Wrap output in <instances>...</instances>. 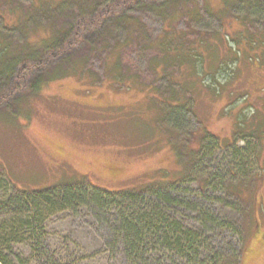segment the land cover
<instances>
[{"label": "rangeland", "instance_id": "obj_1", "mask_svg": "<svg viewBox=\"0 0 264 264\" xmlns=\"http://www.w3.org/2000/svg\"><path fill=\"white\" fill-rule=\"evenodd\" d=\"M30 1L0 0V34L8 41L23 43L21 30L7 29L3 24L17 21L11 8L25 11ZM196 1L201 11L198 19L190 21L192 29L221 31L217 18L203 8V0ZM208 3L215 6L219 0ZM231 9L237 15L249 13L250 31L263 32L264 0L243 1L242 6ZM130 12L144 22L153 37L161 32L163 21L158 14L141 8ZM185 22L186 18H180L176 25L184 27ZM113 31L118 39L125 37L123 28L116 27ZM28 32L32 41L42 36L38 29ZM259 51L262 52L259 61L251 57L239 67L233 61L228 66L223 61L217 63L216 75L221 83L213 77V80L203 79V93L199 98L196 93L194 100L186 103L188 110L170 106L167 100L151 99L157 90L162 92L158 93L161 99L169 96L171 91L166 89L171 77L158 76L149 66L151 58H160L159 51L149 50L135 41L121 50L122 66L138 78L129 87L102 77L103 51L89 56L84 66L95 76L94 85L88 76L67 74L50 81L30 100L25 98L19 112L18 106L13 108L3 103L10 102L15 94L26 96L27 84L20 79L30 78L23 75L16 82L12 79L10 87L1 90L5 96H0V168H3L0 170V233L8 232V239L4 240L7 243L0 241V249L19 250L28 264L44 262L34 253L35 247L54 254L57 264H129L114 229L111 209L105 207L100 211L94 206L79 205L55 210L45 218L40 236L33 237L29 228L21 224L25 216L29 217L30 210L14 199L23 194L20 190L34 191L77 181L116 191L182 176L170 187L171 192L189 203L177 206L172 210L174 215L196 230V224L203 222L204 209L229 223L226 227L217 224L212 229L208 224L203 232L205 243L216 253L227 256L240 249L242 237L237 228L244 220L246 240L249 238L245 264H264V252L258 255L256 239L250 234L253 225L250 212L256 211L255 215L264 220V45ZM167 71L178 74L175 66ZM171 87L177 89L178 85ZM16 101L11 106L15 107ZM237 111L242 112V117L247 114V121L242 123ZM204 130L214 136L205 141L199 139L201 146L197 147L193 134L200 138ZM251 132L258 135L242 134ZM175 145L181 148L180 153H185L180 159ZM193 149L197 153L191 164L195 165L183 169L188 150ZM252 182L258 189L251 209L246 211L250 213L248 217L242 211L244 202L237 194L229 197L227 189L232 184L238 189ZM249 193L245 190V197ZM130 207L131 212L144 213L140 203L133 202ZM158 247L153 245L152 249L157 251ZM10 259L12 264H22L18 257L12 255ZM164 260V264H194L180 256Z\"/></svg>", "mask_w": 264, "mask_h": 264}, {"label": "trees", "instance_id": "obj_2", "mask_svg": "<svg viewBox=\"0 0 264 264\" xmlns=\"http://www.w3.org/2000/svg\"><path fill=\"white\" fill-rule=\"evenodd\" d=\"M208 1H202L203 8L217 18L222 27L221 31L205 32L192 29L193 25L190 21L198 19L201 11L196 0H31L25 11L11 8L10 11L15 12L17 21L11 24H6L4 21L3 26L7 29L21 30L24 41L17 44L8 41L2 33L0 34V96H5L2 94V89L10 87L12 79L15 78L16 82L18 81L16 78L23 75L30 79L28 81L24 78L20 79L27 84V89H24L26 96L15 94L10 102L3 103L4 106L13 108L18 106L19 112L25 98L30 100L49 85L50 81L67 74L88 76L87 78L94 85L95 76L88 73L84 66L89 56L99 51L105 52L102 77L111 79L113 84L129 87L130 84L137 83L138 78L128 68L122 66L121 50L135 41L149 50L159 51L160 58L156 56L151 58L149 66L158 76L169 74L171 77L169 88L166 89V92L171 91L169 96L161 99L158 93L162 92L157 90V93H153L154 96L150 94L151 99L164 102L167 100L170 106L188 110L186 103L191 99L194 100L196 93L199 94L198 98L203 93V79L210 77L208 80L214 78L221 83L216 75L217 63L223 61L228 66V62L233 61L234 66L239 67L240 63H248L251 57L253 61H259V55L262 53L259 49L264 45V30L252 32L248 28L249 13L242 15L231 13V8L234 10L247 0H219L215 6ZM137 8L153 11L162 18V30L155 37L148 32L144 22L130 12ZM180 18H186V26L178 28L176 23ZM116 27H121L125 31L122 40L114 35L113 30ZM36 29L42 32V36L40 40L32 41L29 39L28 31ZM195 33L197 36H192ZM172 66L177 67V75H174L173 71H167V68ZM173 84H177L178 88H172ZM230 85L231 81L228 86ZM228 86L226 88H229ZM187 93L190 96L185 97ZM13 100H17L15 107L11 106ZM254 101L256 102L255 99ZM238 111L237 118L240 117L242 123L247 121L245 118L247 114L242 117V112L240 114ZM242 134L258 135L252 132ZM211 135L209 131L204 130L198 138L194 132L197 147L201 146L202 140L205 141ZM199 139H201L200 143ZM218 142L222 146L220 141ZM174 150H177L179 159L185 154L180 153L181 148L178 145H175ZM196 153L194 149L188 150L183 169L194 167L195 164L191 163ZM181 177L172 180L162 178L142 187H129L116 191L77 181L73 184L50 186L34 191L20 190L23 194L14 200L23 203L30 213L31 209L34 210L31 214L28 212L29 217L21 218L22 226L28 227L33 237L36 234L40 236L39 232L43 230L45 218L55 210L74 209L79 205L94 206L100 211L105 207L111 209V215L115 217L116 223L114 229L117 230V236L122 241V251L129 264H164L165 257L170 259L177 256L194 264L247 263L245 253L249 251V238L246 240L244 220L237 228L238 231L240 229L242 237L240 249L227 256L222 252L219 254L213 251L205 243L206 236L203 232L208 224H211L210 229H212L216 228L217 224L226 227L229 223L223 222L222 218L204 209L203 222L196 224V230L174 215L172 210L184 205L185 202L189 203L186 199H182L181 195H173L171 192L170 187ZM232 185L227 189V195L230 197L237 194V198L244 202L243 213L248 217L251 213L254 222L256 211L253 214L246 211L251 209L258 187H255V182L245 184L238 189L234 184ZM245 190L250 192L247 197ZM133 202L142 204L141 209L144 213L131 212L130 206ZM250 234L252 236V228ZM7 237V231L0 233V241L8 239ZM153 245L159 246V250L152 249ZM256 247L258 255H261L264 252V245L256 241ZM34 249L38 258L44 261L38 264H57L58 258L56 259L54 254L42 252L43 249L36 247ZM256 253L255 249L254 254ZM12 255L18 257L22 264H28V259L23 258V253L19 250L12 251V248L6 252L0 249V263L12 264L13 261L10 259Z\"/></svg>", "mask_w": 264, "mask_h": 264}, {"label": "flooded vegetation", "instance_id": "obj_3", "mask_svg": "<svg viewBox=\"0 0 264 264\" xmlns=\"http://www.w3.org/2000/svg\"><path fill=\"white\" fill-rule=\"evenodd\" d=\"M252 237L264 245V220L257 215L252 225Z\"/></svg>", "mask_w": 264, "mask_h": 264}, {"label": "bare ground", "instance_id": "obj_4", "mask_svg": "<svg viewBox=\"0 0 264 264\" xmlns=\"http://www.w3.org/2000/svg\"><path fill=\"white\" fill-rule=\"evenodd\" d=\"M30 32H31V31H30ZM1 41H2V40H1ZM14 41H15V40H14ZM96 55H97V54H96ZM96 55H95V56H96ZM113 56H114V55H113ZM96 58H97V57H96ZM111 63H112V62H111Z\"/></svg>", "mask_w": 264, "mask_h": 264}]
</instances>
